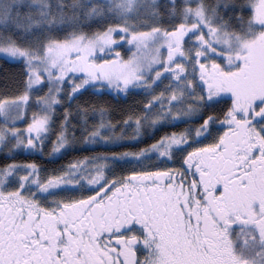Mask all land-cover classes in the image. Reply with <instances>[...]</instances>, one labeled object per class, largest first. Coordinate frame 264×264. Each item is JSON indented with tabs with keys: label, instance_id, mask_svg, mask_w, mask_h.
I'll return each mask as SVG.
<instances>
[{
	"label": "snow or ice",
	"instance_id": "1",
	"mask_svg": "<svg viewBox=\"0 0 264 264\" xmlns=\"http://www.w3.org/2000/svg\"><path fill=\"white\" fill-rule=\"evenodd\" d=\"M0 57V264H264V0H0Z\"/></svg>",
	"mask_w": 264,
	"mask_h": 264
},
{
	"label": "trees",
	"instance_id": "2",
	"mask_svg": "<svg viewBox=\"0 0 264 264\" xmlns=\"http://www.w3.org/2000/svg\"><path fill=\"white\" fill-rule=\"evenodd\" d=\"M67 2V0H66ZM122 55L124 54V51H122ZM24 71V66L20 62L15 61H9L4 60L2 57H0V95H13L15 94L16 89L20 86V81L22 79V73ZM81 103H84V101H88L90 104H96L97 101H100V103L105 104V106H118L119 110H122L124 107H128L132 105L133 103L142 102L144 100L143 94H136L132 97H129L128 99H119L115 100L112 98V96L105 95L103 97H97L92 96L89 94H86L83 97H78ZM68 105H65L67 107ZM88 106V105H85ZM63 108H57V115L62 113ZM116 120H119L120 117L116 116ZM92 123H95V121H91ZM193 123H198V121H193ZM183 127V125H181ZM119 130V129H118ZM178 129H168L165 128L162 130L163 132L167 131H175ZM77 136H79V133H77ZM54 139V138H53ZM107 149L103 148H92L87 150L83 154H90L92 152H98V151H105ZM81 155V153H71L68 157H62L55 162L50 161L48 158H42L39 155H20L17 156V160H35L37 163L47 166L48 168L58 167L59 164L65 163L68 159H70L72 156ZM10 162L7 158V155L3 152H0V165Z\"/></svg>",
	"mask_w": 264,
	"mask_h": 264
},
{
	"label": "rangeland",
	"instance_id": "3",
	"mask_svg": "<svg viewBox=\"0 0 264 264\" xmlns=\"http://www.w3.org/2000/svg\"><path fill=\"white\" fill-rule=\"evenodd\" d=\"M122 51H124V49H121V54L123 53ZM40 95H42L43 93H39ZM32 110H34V111H39L38 109H36V108H33ZM30 115H31V113H29V122H30Z\"/></svg>",
	"mask_w": 264,
	"mask_h": 264
}]
</instances>
